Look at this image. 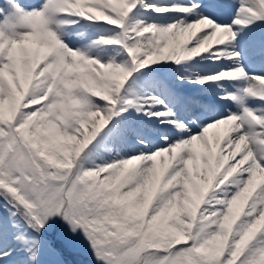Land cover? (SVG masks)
I'll use <instances>...</instances> for the list:
<instances>
[{
  "label": "snow or ice",
  "instance_id": "snow-or-ice-1",
  "mask_svg": "<svg viewBox=\"0 0 264 264\" xmlns=\"http://www.w3.org/2000/svg\"><path fill=\"white\" fill-rule=\"evenodd\" d=\"M0 264H264V0H0Z\"/></svg>",
  "mask_w": 264,
  "mask_h": 264
},
{
  "label": "bare ground",
  "instance_id": "bare-ground-1",
  "mask_svg": "<svg viewBox=\"0 0 264 264\" xmlns=\"http://www.w3.org/2000/svg\"><path fill=\"white\" fill-rule=\"evenodd\" d=\"M213 130H210V138H211V132H212ZM218 134H219V132H218ZM221 147H224V149H225V151H224V153H223V155H227V153H228V151L230 150L226 145H224V144H222L221 145Z\"/></svg>",
  "mask_w": 264,
  "mask_h": 264
},
{
  "label": "rangeland",
  "instance_id": "rangeland-1",
  "mask_svg": "<svg viewBox=\"0 0 264 264\" xmlns=\"http://www.w3.org/2000/svg\"><path fill=\"white\" fill-rule=\"evenodd\" d=\"M87 7H90V5H89V6H87Z\"/></svg>",
  "mask_w": 264,
  "mask_h": 264
}]
</instances>
